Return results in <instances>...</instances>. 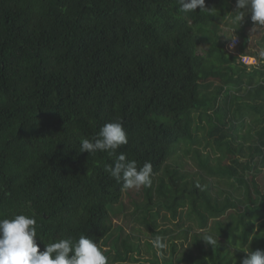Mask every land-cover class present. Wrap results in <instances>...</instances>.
<instances>
[{"label": "trees", "instance_id": "16d2710c", "mask_svg": "<svg viewBox=\"0 0 264 264\" xmlns=\"http://www.w3.org/2000/svg\"><path fill=\"white\" fill-rule=\"evenodd\" d=\"M235 3L0 0V219L35 218L41 251L85 235L108 264L264 251V27L245 16L230 48ZM116 121L128 137L117 155L151 162L150 187L124 190L104 171L115 156L80 152ZM123 195L132 232L113 222Z\"/></svg>", "mask_w": 264, "mask_h": 264}, {"label": "clouds", "instance_id": "9594fccd", "mask_svg": "<svg viewBox=\"0 0 264 264\" xmlns=\"http://www.w3.org/2000/svg\"><path fill=\"white\" fill-rule=\"evenodd\" d=\"M176 4L180 13H193L197 8L207 11L205 0H176ZM235 8L236 22H240L247 12L256 26L264 27V0H236ZM127 143L122 122H109L100 128L96 137L80 141V152L95 154L99 151L115 156L114 162L106 164L104 171L121 183L124 190L150 187L153 182L151 162L138 167L137 162L127 159L124 153L117 155V150ZM36 237L35 218L18 214L11 219H0V264H108V257L97 243L85 235H80L75 241L72 238L60 239L47 245L43 251L36 243ZM201 240L209 246L217 244V238L210 234ZM152 244L156 248L165 246L161 237H156ZM245 253L240 264H264V251Z\"/></svg>", "mask_w": 264, "mask_h": 264}, {"label": "rangeland", "instance_id": "374dc122", "mask_svg": "<svg viewBox=\"0 0 264 264\" xmlns=\"http://www.w3.org/2000/svg\"><path fill=\"white\" fill-rule=\"evenodd\" d=\"M235 14V13H234ZM247 15H250V13H247L246 12V14H245V16H247ZM232 16V15H231ZM231 16H227L226 17V22H225V24L224 25H222V28H223V30H222V32L225 34V33H227V36H228V38L231 40L233 37H238L236 34H235V23L237 24V26H239V22H236L235 21V19H233V18H231ZM244 16V17H245ZM250 18H251V16H250ZM252 24H254L253 22H251ZM245 30H248V28L247 29H245ZM225 39V38H224ZM232 41V40H231ZM230 44V43H229ZM227 46V45H226ZM253 60V59H252ZM255 60V59H254ZM253 60V61H254ZM250 62V65L249 66H255V64L257 63V61H255V62ZM189 166H190V169L191 170H196V167L190 162L189 163ZM132 200L131 201H134V198H133V196H132V198H131ZM122 205H123V207H122V209H121V211H120V214H119V216H118V218H116L113 222H114V225H121L122 227H123V229L125 230V231H127V232H132L133 231V229H135V228H137L138 226H140V225H138L137 223H136V221H134V220H132V219H134L133 218V215H134V213H135V207H134V205H133V203H130L129 202V198L126 196V195H123V198H122ZM141 229L144 231V232H146L145 231V229H144V227L142 226L141 227ZM126 232V233H127Z\"/></svg>", "mask_w": 264, "mask_h": 264}, {"label": "built area", "instance_id": "2783aa9c", "mask_svg": "<svg viewBox=\"0 0 264 264\" xmlns=\"http://www.w3.org/2000/svg\"><path fill=\"white\" fill-rule=\"evenodd\" d=\"M238 44V40L237 39H234L231 43H230V48H233V47H235L236 45ZM253 58H247V57H243L242 59H241V63H243V64H245V65H250V62H252L253 60H252ZM253 62H255V60L253 61Z\"/></svg>", "mask_w": 264, "mask_h": 264}, {"label": "bare ground", "instance_id": "6f19581e", "mask_svg": "<svg viewBox=\"0 0 264 264\" xmlns=\"http://www.w3.org/2000/svg\"><path fill=\"white\" fill-rule=\"evenodd\" d=\"M235 39H236V38H235ZM233 40H234V39H233ZM233 40H232V41H233ZM232 41H231V42H232ZM231 42H230V43H231ZM229 47H230V44H229ZM235 47H236V46H235ZM235 47H233V48H235ZM242 58H243V57H242ZM242 58H241V59H242Z\"/></svg>", "mask_w": 264, "mask_h": 264}]
</instances>
